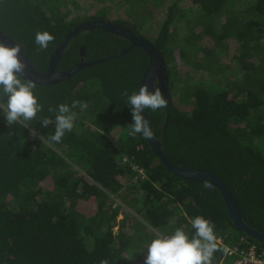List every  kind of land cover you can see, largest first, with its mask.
Masks as SVG:
<instances>
[{"label":"trees","instance_id":"obj_1","mask_svg":"<svg viewBox=\"0 0 264 264\" xmlns=\"http://www.w3.org/2000/svg\"><path fill=\"white\" fill-rule=\"evenodd\" d=\"M160 6L164 17L151 41L145 24ZM91 21L129 29L158 49L168 103L145 110L154 138L174 166L215 175L245 225L264 235V0H0V31L37 73L69 32ZM38 31L54 37L47 49L35 44ZM129 47L101 30L81 33L57 71ZM147 63L133 48L67 81L35 85L42 111L28 128L9 126L0 110V264H144L158 236L182 227L191 238L196 216L214 223L224 246L264 253L233 227L217 189L174 177L144 137L128 134L133 120L122 93L138 92ZM77 100L87 108L72 109L73 129L59 143L46 142L55 133L49 108ZM217 248L210 264L221 261Z\"/></svg>","mask_w":264,"mask_h":264},{"label":"clouds","instance_id":"obj_2","mask_svg":"<svg viewBox=\"0 0 264 264\" xmlns=\"http://www.w3.org/2000/svg\"><path fill=\"white\" fill-rule=\"evenodd\" d=\"M54 37L47 31H38L35 34V44L39 49H47ZM21 47L15 44L13 47L0 43V88L6 99H0L2 110L9 126L21 123L28 128V122L36 118L37 113L42 111V105L34 95L35 83L23 77L27 65L20 58ZM153 91L150 92L148 85L140 87L139 91L129 94L122 93L126 103L131 109L133 123L128 126L129 135H140L144 138H152L153 131L149 122L142 115L146 109L153 112L167 107V101L162 95L160 88L154 82ZM87 108L86 102L73 101L71 106L61 103L55 112V133L47 138L48 143H59L65 132H70L74 127L77 113L72 109ZM52 121L45 118L42 126L47 127ZM43 140V138H40ZM194 235L189 238L183 228H177L172 235H161L153 239L147 246V255L144 264H210L213 254L218 250L215 225L203 216H196L190 221ZM100 264H108L102 260Z\"/></svg>","mask_w":264,"mask_h":264},{"label":"water","instance_id":"obj_3","mask_svg":"<svg viewBox=\"0 0 264 264\" xmlns=\"http://www.w3.org/2000/svg\"><path fill=\"white\" fill-rule=\"evenodd\" d=\"M93 30H101L108 34L121 37L129 42L130 47L128 49H124L120 54L109 57L102 61L87 63L84 62L83 59H81L71 69L64 72L57 71V66L61 59V56L65 51V49L70 44V42L79 34L84 32H91ZM0 43H4L6 46L9 47H13L16 44L9 36H7L2 31H0ZM133 48L141 49L148 57V63L142 74L139 89L143 85L147 84L149 91L152 92L153 91L152 85L155 82L157 86L160 88L162 95L164 96L166 101H168L165 63L158 49L155 46H153V44L150 43L149 41H146L140 38L139 36H137L133 31L105 21L86 22L79 25L71 32H69L66 35V37L63 39V41L60 43V45L56 48L54 53L52 54L49 60L47 70L44 73H37L31 62L27 58V56L21 50L20 58L27 65L26 73L23 78L26 80H32L35 83V85L38 86H53L58 83L67 81L74 75L80 73L81 71L89 67H93L105 63L107 61L120 58L125 54H127L128 52H130ZM81 52H82L81 56H84L83 47L81 48ZM142 115L148 121L145 112H143ZM145 139L154 156L160 161L163 167L174 177H177L186 182L199 184L210 189L213 188L217 189L223 199V203L226 207L228 216L232 221L233 227L238 232L245 234L248 238L256 241L259 244L264 245V235L257 233L256 231H253L252 229H250L245 225V223L242 220L241 211L238 207V204L233 194L215 175L202 170L182 169L174 166L165 157L161 149L160 142L157 139H155L154 136L152 138L149 139L145 138Z\"/></svg>","mask_w":264,"mask_h":264},{"label":"built area","instance_id":"obj_4","mask_svg":"<svg viewBox=\"0 0 264 264\" xmlns=\"http://www.w3.org/2000/svg\"><path fill=\"white\" fill-rule=\"evenodd\" d=\"M133 170L137 169L133 168ZM138 173L142 174V171L138 170ZM216 243L223 251L219 264H264V253L254 245L240 249L238 247L228 248L220 239Z\"/></svg>","mask_w":264,"mask_h":264},{"label":"rangeland","instance_id":"obj_5","mask_svg":"<svg viewBox=\"0 0 264 264\" xmlns=\"http://www.w3.org/2000/svg\"><path fill=\"white\" fill-rule=\"evenodd\" d=\"M150 1H152V0H150ZM149 6V8L150 9H152L153 7H151V5H148ZM164 8L162 7V6H160V8H159V10H157L156 11V7L151 11V15H152V20L149 22H146V24H145V26H146V28H147V30L148 29H150L149 30V32H146L148 35L146 36L147 38H148V40H153V39H151L150 37H152V34H153V32H154V34L156 33V27H157V25L158 24H156L157 22H159L160 20H162L163 19V17H164ZM113 19V18H112ZM139 24H141V23H139ZM145 26H142V31H144L145 29L143 28V27H145ZM121 218V217H120ZM119 218V219H120Z\"/></svg>","mask_w":264,"mask_h":264},{"label":"flooded vegetation","instance_id":"obj_6","mask_svg":"<svg viewBox=\"0 0 264 264\" xmlns=\"http://www.w3.org/2000/svg\"><path fill=\"white\" fill-rule=\"evenodd\" d=\"M85 33V32H84ZM76 38V37H75ZM82 54V52H81V49H80V55Z\"/></svg>","mask_w":264,"mask_h":264}]
</instances>
